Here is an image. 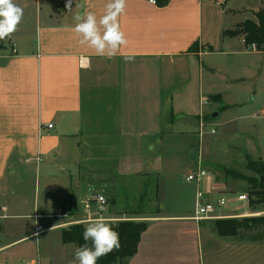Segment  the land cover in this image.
<instances>
[{"label":"crops","instance_id":"1","mask_svg":"<svg viewBox=\"0 0 264 264\" xmlns=\"http://www.w3.org/2000/svg\"><path fill=\"white\" fill-rule=\"evenodd\" d=\"M41 1L46 12L23 13L0 48V231L7 220L43 222L0 244V254L32 239L44 245L53 234L61 241L63 230L87 218L77 211L97 182L113 205L103 215L112 225L120 222V213L136 211L131 205L137 202L128 205L127 199L138 195V187L134 191L126 182L164 169L165 157L148 154L146 147L174 140L197 144L174 168L185 175L199 168L210 173L185 201L192 209L201 189L208 200L225 198L218 220L258 215H224L246 205L238 202L246 193L231 194L235 201L227 197L213 167L264 161V52L224 34L238 25L233 0H171L163 8L126 0L118 22L128 43L112 58L81 45L74 31L77 14L91 11L99 20L109 0H71V8L69 0ZM125 55L134 60L125 62ZM82 57L91 60L90 68L80 66ZM157 158L160 169L152 170ZM44 172L53 180L52 196L43 198L41 213L24 215L21 196L32 191L37 205ZM162 203L158 212L145 214L149 228L128 264H264V242L221 238L212 230L216 220L192 219L189 203ZM61 210L72 215L55 218ZM37 226L43 229L39 236ZM61 246L63 251L71 245ZM31 262L55 264L47 252Z\"/></svg>","mask_w":264,"mask_h":264},{"label":"rangeland","instance_id":"2","mask_svg":"<svg viewBox=\"0 0 264 264\" xmlns=\"http://www.w3.org/2000/svg\"><path fill=\"white\" fill-rule=\"evenodd\" d=\"M13 2L21 7L23 9V13H29L33 16H35V13L39 11L38 9L42 8L43 14L46 12L45 2L39 0H13ZM42 4V5H41ZM38 5V6H37ZM232 7L237 9L238 12L235 13V22L236 24H240L248 19H253L254 16L251 13V10H262L264 9V0H259L255 3L254 0H233L232 1ZM235 24V25H236ZM237 26V25H236ZM6 40V38L4 39ZM4 40H0V48L5 44ZM158 141V140H157ZM175 142L171 143L169 146L163 145H155L154 148L150 146L146 147V152L150 155H156V156H164L165 157V164L164 169L156 172L151 171L149 176H146L143 178V180H135L132 179L129 182H126L128 184V187L133 188L135 191V187H138V195H133L128 197V205L131 204V200L134 201V205H131L134 207L133 209L136 210L135 212H129L125 211L120 213V216L118 219L121 221H134V222H145L146 215L145 214H153V212H158L160 210L159 208V201L163 205L168 206L169 202H173V204L177 203L179 205H187L188 203V212H193L194 209L191 208V202H185L189 200V195L191 197L195 194V186L196 183H187L185 181V172L182 169H178L177 167L174 168V166L179 165V160L184 158L185 155H188L189 153L193 154L194 151L197 150V144L194 143H179L178 140H174ZM263 147L261 148V156L264 157V139L262 141ZM260 151V150H259ZM253 160V159H252ZM257 162L256 160H253ZM264 162V161H263ZM48 166L51 171L57 170L55 165L52 167L50 165ZM219 165H214V170L218 173H220L219 177L221 180H223L226 183V190L225 194L227 197H231L233 201H235V197L231 194H239V193H246L248 194L249 190L251 189L250 185L247 181L243 180H235L233 178H227L225 179V175L223 172L218 171L215 167ZM247 161L242 164L238 165L237 167H228L230 169H235L241 173H243L246 177H254L258 179L259 177L252 173L247 171ZM49 171V170H47ZM58 171V170H57ZM172 172H176L171 177H167L168 174H171ZM194 172V171H193ZM52 173V172H51ZM32 181V179H31ZM31 181L28 180V184H31ZM53 180L48 176V172H44V174L41 176L40 179V196L39 199H37V205H35V194L31 191V193H27L21 196V198L26 201L23 207L21 208V213L24 215H31L34 213H41L42 211V202L43 198L45 197H51L50 190L53 187ZM98 183V184H97ZM94 186H92V190H90L87 194L90 192L99 193L106 197V199L109 202V207L111 212H113L112 208V202L109 199V197L104 193V191L100 190V184L97 182ZM121 186L125 185L123 183L120 184ZM120 188V187H119ZM118 192L123 194L125 190L121 187L118 189ZM15 195V193H13ZM34 194V195H33ZM144 195V199L141 201V196ZM186 195V196H184ZM123 197V195H122ZM179 197V198H178ZM182 200H181V199ZM51 199V198H48ZM159 200V201H158ZM130 201V202H129ZM235 203V202H234ZM161 204V205H162ZM160 205V206H161ZM244 205V204H243ZM241 204H237L236 206H233L230 208V210L225 209L227 211H223L224 215H234V214H244L245 212L249 214H258L256 216H249L245 218L250 217H264V208L259 206H250V204L244 205L245 208H242ZM77 212L83 213L84 208L82 205ZM127 208V207H126ZM124 208V209H126ZM162 208V206H161ZM238 208V209H237ZM109 209V208H108ZM128 209V208H127ZM167 210V209H166ZM139 212V213H138ZM72 212L69 211V215L71 216ZM233 219V218H232ZM244 219V218H241ZM240 219V220H241ZM74 221L77 219H73ZM239 220V219H238ZM3 221H1L2 223ZM19 223L16 228L10 227V230L8 231V225L13 223ZM34 222L41 223L43 220H39V218H32L29 217L25 219H21L19 221L15 220H7L5 221V232L0 231V244L1 245H7L8 243L14 242L17 238H20L23 234L29 231V227L31 228L32 224ZM10 223V224H9ZM15 226V225H14ZM14 229V230H13ZM49 235H47L44 238H47ZM51 236V235H50ZM52 238L48 239L46 245L43 242L40 241V239H32L29 241H25L22 244L14 245L13 248L7 249L4 252L0 254V264H27L31 262L32 259H38L45 255V252H47L48 256L55 261V264H72L74 261V252L76 247L71 245L64 249L62 251L61 241L60 239L56 238V235H52ZM46 247V249H45Z\"/></svg>","mask_w":264,"mask_h":264},{"label":"trees","instance_id":"3","mask_svg":"<svg viewBox=\"0 0 264 264\" xmlns=\"http://www.w3.org/2000/svg\"><path fill=\"white\" fill-rule=\"evenodd\" d=\"M171 0H155L158 7H166ZM217 3L218 0H202ZM223 7V6H222ZM253 19L245 20L235 27L233 31L224 34L229 37H240L247 46H255L257 51L264 52V9L254 13ZM225 175V179L247 181L251 189L248 192L250 206L264 208V162L247 159V171L256 174L259 178L246 177L243 173L219 165L215 167ZM144 195L141 196V201ZM139 213V212H138ZM119 232L121 247L106 256L101 257L97 264H128L138 252L142 235L148 230L149 223L120 221L112 225ZM84 225L76 224L62 231L63 245H73L76 248L85 244L82 233ZM212 230L221 238L248 242H264V217H250L244 219L216 220L212 223ZM90 245V242H88Z\"/></svg>","mask_w":264,"mask_h":264},{"label":"clouds","instance_id":"4","mask_svg":"<svg viewBox=\"0 0 264 264\" xmlns=\"http://www.w3.org/2000/svg\"><path fill=\"white\" fill-rule=\"evenodd\" d=\"M154 3V0H152ZM126 0H109L105 14L99 20L94 12L85 11L74 17V31L81 36L79 43L95 50L98 56L114 57L128 41L121 31L118 17L124 12ZM71 8V0L66 5ZM23 18V9L13 0H0V40L9 37ZM125 62L134 60V55H125ZM81 67H91L88 57L81 58ZM103 200V197H100ZM87 203V201L85 202ZM100 213H107L108 208L98 202ZM84 225L82 233L85 244L77 247L72 264H97V261L109 253L119 250L120 235L114 230L112 222L106 215H97L81 221ZM90 242V245L89 243Z\"/></svg>","mask_w":264,"mask_h":264},{"label":"built area","instance_id":"5","mask_svg":"<svg viewBox=\"0 0 264 264\" xmlns=\"http://www.w3.org/2000/svg\"><path fill=\"white\" fill-rule=\"evenodd\" d=\"M150 3L156 4L155 0L154 3L152 0H150ZM252 48H256L254 45L251 46ZM12 54H16V49H12ZM81 66V62H80ZM49 128H52L50 125ZM214 133V131L212 132ZM34 160L33 159H28V163H32ZM37 162H40L41 159H37ZM210 176V173L206 172L202 168H199L197 171L191 172L185 177V181L187 183H196L198 187L201 186L203 181ZM100 197H103V200H100ZM87 201V203H85ZM98 202L104 204L107 208H109V202L106 199L105 196L95 193V192H90L87 194L83 201H82V206L84 208V212L87 214V218L93 217L92 215H103L104 213H100L98 210ZM238 202L240 203H246L249 204L250 199L248 194H242L238 196ZM227 202L225 198H218L215 200H208L206 198V194L199 189L196 194V199H195V205H194V212H193V217L192 219L196 222H201V221H210V220H218L222 219L224 217L218 216L217 213L222 210L226 206ZM55 218H68L70 217L69 211H59L57 215L54 216ZM239 217H244V216H239ZM85 220V219H83ZM82 220V221H83ZM79 224H82L81 221H79ZM83 225V224H82ZM43 231L41 226L36 227V232L35 236H39V234ZM27 264H40L39 262H29Z\"/></svg>","mask_w":264,"mask_h":264},{"label":"water","instance_id":"6","mask_svg":"<svg viewBox=\"0 0 264 264\" xmlns=\"http://www.w3.org/2000/svg\"><path fill=\"white\" fill-rule=\"evenodd\" d=\"M151 169L152 170H158V169H160V158H157L154 161L153 165L151 166Z\"/></svg>","mask_w":264,"mask_h":264}]
</instances>
